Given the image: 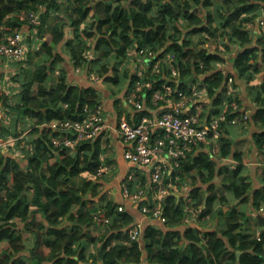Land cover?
Masks as SVG:
<instances>
[{
    "label": "trees",
    "instance_id": "16d2710c",
    "mask_svg": "<svg viewBox=\"0 0 264 264\" xmlns=\"http://www.w3.org/2000/svg\"><path fill=\"white\" fill-rule=\"evenodd\" d=\"M263 4L264 0H0V20L12 13L5 25L8 30L0 33V42L13 29L20 32L27 25L13 17L17 12L40 10L39 24L27 25L29 33L24 39L30 50V65L28 68L15 65L21 70L16 78L23 77L21 103L16 110L18 116L29 121L22 123L30 125L26 129L29 133L24 135L26 130L8 129L3 124L0 128L5 129L0 139L13 140L0 149V264L142 263L138 242L111 246L112 241L125 238L133 219L127 212H118L119 206L100 191L101 180L111 173L110 170L97 175L99 167L111 164L103 157L104 142L100 137L81 140L73 149L52 144L55 139L67 137L50 129V122L81 121L86 117L85 107L95 109L101 103V95L95 88L70 86L65 73L57 70L61 57L53 49L65 40L66 26L72 32L65 41L72 66L98 75L106 85L125 84L127 58L134 46L156 47L166 42L178 72L173 86L188 94L201 81L207 89L210 110L204 108L199 116L218 114L223 102L229 104L232 100L239 109L237 112L229 109L227 121L243 116L237 94L222 97L228 78H232L233 88L239 81L248 88L255 108L251 119L264 130V34L254 42L247 28L260 17ZM181 19L187 23L185 28H189L185 31L189 40L179 29ZM34 38L41 43L35 52ZM196 38L201 40L199 44L212 45V40L218 39L220 43L215 42L216 51L209 52L208 48L194 45ZM226 54L232 57L234 73L221 69ZM261 72L263 79L256 82ZM57 76L58 83L48 85L50 81L56 82ZM101 112L105 114L103 108ZM141 114L137 117L135 111H130L126 116L130 124L137 125ZM223 132L227 133V129ZM67 136L74 138L72 132ZM219 141L220 158L232 157L237 165L220 167L208 159L201 146H195L182 163L179 182H172L178 195L179 186L191 179L187 195L194 202L189 205L172 194L163 199L165 225L171 231L163 234L153 227L146 229L143 249L147 264H264V229L257 235L245 230L252 212L259 213L264 203V178L262 187L250 196L247 190L250 192L251 184L240 175L241 157L232 154L231 143L224 140L223 133ZM256 143L262 148L264 131L258 134ZM16 150L19 153L12 158ZM225 173L228 175L223 187L238 203L229 206L221 218L224 227L202 234L193 228L180 232L178 228L189 208L196 210L203 205L207 211L203 213L202 209L201 213L209 216L214 203L221 205L227 201L225 196L218 197L214 192L215 181ZM134 176L135 181L128 183L130 192L146 183L141 173L135 172ZM204 187L208 195L203 199L200 191ZM239 205L247 207L240 210ZM96 214H103L104 221L99 223L101 231L93 233ZM257 218L264 223V217ZM91 248L94 252H89Z\"/></svg>",
    "mask_w": 264,
    "mask_h": 264
},
{
    "label": "built area",
    "instance_id": "2783aa9c",
    "mask_svg": "<svg viewBox=\"0 0 264 264\" xmlns=\"http://www.w3.org/2000/svg\"><path fill=\"white\" fill-rule=\"evenodd\" d=\"M39 13L20 11L16 18L19 21L36 26L39 24ZM262 33H264V20L259 22ZM250 27V25H249ZM8 30V29H4ZM200 48H208L210 44H199ZM0 57L5 60L20 62L26 59V43L24 37L16 29L2 37L0 42ZM174 55H168L164 51V46L138 47L135 46V59L131 60L130 68L136 71L138 78L127 86L125 100L136 108L132 111L138 112L140 109L141 95L149 91L152 101L157 106L155 117L143 115L137 125H132L122 116L118 121L116 133L127 149L123 152L124 160L129 163L133 170L127 176V180L122 186V194L129 202L139 207V211L146 217L158 220L165 224L163 199L169 194H174L175 185L168 178L169 173L179 170L182 162L187 158L195 146L209 143H219L223 130L222 123L238 125L245 123L248 116H235L231 121H227L229 109L237 112L239 109L235 101L226 104L223 102L218 114H207L199 116V112L204 108L210 110L209 97L206 87L198 82L193 85L188 94L173 83H177L178 72L172 64ZM57 73V72H56ZM201 77V76H199ZM233 80L228 78L227 90L222 95L232 97ZM101 103L95 109L84 108L85 119L81 121L59 120L48 124L50 129L57 131L60 136H66L63 140H53L55 147L62 146L66 149H73L81 143V140L92 141L103 134L108 128ZM4 118V112L0 110V128ZM72 132L74 138H69L67 134ZM78 133V135L75 134ZM13 140L0 139V149L8 147ZM110 166H101L97 171L100 176L105 172H110ZM138 170L142 175H147L145 186L136 187L133 192L129 190V182L135 181V172ZM121 210V208H119ZM202 209H204L202 211ZM206 208L201 205L194 210L192 207L187 210L184 217V224L189 228L190 223L207 221ZM99 223L104 221L103 214L95 219ZM192 228V227H191ZM141 236L138 227L129 230L128 240L137 241Z\"/></svg>",
    "mask_w": 264,
    "mask_h": 264
},
{
    "label": "crops",
    "instance_id": "0c3cea01",
    "mask_svg": "<svg viewBox=\"0 0 264 264\" xmlns=\"http://www.w3.org/2000/svg\"><path fill=\"white\" fill-rule=\"evenodd\" d=\"M264 5V4H263ZM19 12H17L13 17L16 18V15ZM11 14H6L3 16V18L0 20V33H3L4 29H6V23L9 18L11 17ZM17 19V18H16ZM18 20V19H17ZM182 20L179 21V29L182 32V35L186 34L185 31L189 30V28H186L184 30L182 28ZM261 20H264V7L261 9L260 17L253 23L248 24L247 28L249 29L250 33L252 34L254 38V42L256 41L257 37H260L262 33L261 28L259 26V22ZM258 23V24H257ZM28 25V24H27ZM27 25H23V27L20 30V33L25 38L26 35L29 33V27ZM250 25V27H249ZM186 27V26H185ZM65 40L62 42V44H59L54 47L53 52L61 57V62L58 64L57 70H62L65 73L66 77V83L70 86H77L79 88H88L92 87L95 88L98 93H100V102L102 105V108L105 111V120L106 125L108 128L103 132L102 135H100V140L104 142V154L103 157L108 158L111 161L110 167H111V173L107 175V179L104 178L101 180L102 185L100 187V191L107 196V199L112 201L113 203L117 204L118 212H127L129 215L132 216L133 222L130 224V227L128 228L126 232V236L124 239H117L115 241H112L111 246H115L117 244H128L133 241L128 240V234L129 230L132 227H138L141 231V236L139 239L135 242H138L139 245L142 248V263L141 264H147L146 263V253L144 251V245L146 243V236L145 231L149 227H153L157 229L160 233L167 234L171 231V227L159 222L158 220L149 218L144 216L140 211L139 207L137 208L135 205L131 204L129 200L123 196L122 194V186L124 184L125 179H127L128 175L133 170L132 166L127 163L123 158V152L127 149V145L123 144L120 140L118 133H116V127L118 125V121L122 116H124L128 121L127 113L130 111L132 112L131 108L136 109L131 103L130 105L125 100V92L127 86L133 82L132 78V72L133 69L130 68L131 60L135 59V47L131 49V51L128 54V64H127V70H128V77L125 82V84H122L121 86H107L104 85L99 86V83H104V80L100 79L98 75L91 74L89 75L86 73L83 69L74 68L71 64V61L69 59V55L67 51L65 50V41L71 37L72 32L71 28L66 26L65 27ZM174 30L171 31L173 33ZM49 35V34H48ZM47 36V35H46ZM46 39V37H45ZM33 41L35 42L34 45H32V48H35V50L39 47L40 48V40L37 38H34ZM168 45V44H167ZM167 46L164 47V51L168 55H173L170 51H167ZM34 50V51H35ZM211 52L216 51V44L210 46ZM225 64L220 66L221 69H223L226 73H234L232 69V57L230 54L227 56H224ZM21 70L16 68L15 64L12 63L9 60H5L4 58L0 57V95L3 96V101L0 103V110L4 112V118H3V126H7L8 129H15L20 124L24 122H29L26 118H22L21 116H18L16 107L21 103L20 93L22 90V83H23V77L16 78V76L19 74ZM59 73V71H58ZM56 73V75L58 74ZM58 76L57 81H50L48 82V85H55L58 83ZM263 79V73H259L256 77V82H260ZM106 84V83H104ZM236 88H233V93L237 94L238 99L240 100V105H242V108L244 110V114L248 116L249 120L245 123H239L236 126H231L227 124L225 127V130L227 129V133L223 132V138L226 142L231 143V152L232 154H238L241 157V164L243 165V169L241 172V176L245 178V182L250 183V192L247 190V193L253 195L258 189L262 187V181L264 178V145L262 148H259L256 144V138L259 133L263 132L258 125H256L253 120L251 119V116L254 113V106L251 103V96L249 95L248 88L243 85L240 81L238 85H235ZM109 87L112 88V90L108 89ZM252 93V92H251ZM253 97V93H252ZM223 108V107H222ZM123 109V111H122ZM138 115L137 117H140L142 115H146L149 117H155L157 114V106L153 104L152 101V95L149 91L144 92L141 95L140 98V109L138 112H136ZM6 115V116H5ZM224 130V131H225ZM5 129L0 131V134H4ZM29 130H26L24 132V135L28 134ZM2 139H4L2 137ZM8 139V138H6ZM200 147V149L204 150L205 153L208 155V159L216 163L218 166L222 167L225 165H237V163L234 161L232 157L222 159L220 158V151H221V144L219 143H209L206 145H198L196 147ZM19 151L16 150L12 156V158L17 157L16 154H18ZM186 161V160H185ZM183 161L182 163H184ZM182 167V164H181ZM181 167L179 170H174L171 173H169L168 177L172 182L178 181V174L181 173ZM134 172H139L138 170H134ZM228 174H222L220 175L217 180L215 181V188L214 192L217 194L218 197L225 196L226 202L222 203L221 205H218L219 203H214V206L211 210L210 215L208 216L207 221H196L193 223H190L189 228H193L194 231L202 234L205 231H210L213 229H220L224 227V223L222 224V219L225 217V213L228 210L229 206H236L238 203L236 198L231 194L230 191L225 189L224 182L226 181ZM147 181V175H143ZM192 181L191 179H187L186 182L189 183ZM133 182V180H132ZM186 183V184H187ZM182 183L181 186H179L178 189V196L182 198L187 204H193L194 201H192L191 197H189L187 194L190 190L189 185ZM146 185V183H145ZM206 190V191H205ZM208 195L207 189L205 187L200 191V196L204 199ZM96 198L95 200H97ZM218 201V200H217ZM245 206V205H244ZM244 206H238V208L241 210L244 208ZM247 207V206H245ZM121 208V210L119 209ZM219 213L222 214L219 215ZM248 218L250 216L249 213ZM250 216V219H248V224L245 227L246 233H253L257 235V233L264 229V223L262 224L257 216L260 215L261 217H264V203L259 209V213L252 212ZM222 218V219H221ZM188 228L187 225L184 224V221L181 225V227L178 228L180 232H184L185 229ZM101 231V228H99V232ZM102 233V232H101ZM200 246L203 245V241L199 243ZM95 249L91 248L89 252H94ZM226 260V257H225ZM97 264H102L101 261H97Z\"/></svg>",
    "mask_w": 264,
    "mask_h": 264
},
{
    "label": "rangeland",
    "instance_id": "374dc122",
    "mask_svg": "<svg viewBox=\"0 0 264 264\" xmlns=\"http://www.w3.org/2000/svg\"><path fill=\"white\" fill-rule=\"evenodd\" d=\"M182 28L184 29V30H186V28H185V25L187 24L184 20H182ZM184 38H185V40H189V38H190V35H188V34H184ZM199 41H201L199 38H196L195 39V41H194V45H197V44H199ZM215 42H218V43H220L219 42V39L218 40H212V44L213 45H215ZM193 47H195V46H193ZM198 48H199V46H198ZM35 50V48H32V51L33 52H35L34 51ZM31 53V52H30ZM29 54V53H28ZM228 54H226V56H227ZM34 56V55H33ZM15 63V62H14ZM15 65H17L18 67H20V68H28L29 67V55L27 56V58L24 60V61H21V62H18V63H15ZM223 66V65H222ZM101 85H104L105 87H107L108 85H106V84H104V83H102V82H100L99 83V86H101ZM108 89H110V90H112V88L111 87H109ZM6 116V115H5ZM3 122V121H2ZM4 125V124H3ZM28 127H30V125H28V124H26V125H23V124H20L19 126H18V128L16 129V131H25L26 129H28ZM97 215L98 214H96L94 217H93V221H94V224L92 225V228H91V231L93 232V233H95L94 231H97V232H99V222L98 221H96L95 219L97 218ZM100 228H101V226H100Z\"/></svg>",
    "mask_w": 264,
    "mask_h": 264
},
{
    "label": "clouds",
    "instance_id": "9594fccd",
    "mask_svg": "<svg viewBox=\"0 0 264 264\" xmlns=\"http://www.w3.org/2000/svg\"><path fill=\"white\" fill-rule=\"evenodd\" d=\"M28 25H29V24H28ZM30 26H31V25H30ZM24 39H25V38H24ZM167 44H168V43L165 42L163 45H161V47H162V46L165 47V46H167ZM159 46H160V45H158V46H156V47H159ZM134 47H135V46H134ZM143 47H145V46H143ZM146 47H147V46H146ZM156 47H153V48H156ZM29 51H30V50H29ZM29 51H28V48H27V45H26V58H27V56H28V52H29ZM23 61H24V60H23ZM11 62L14 63V61H11ZM20 62H21V61H20ZM56 72L58 73V71H56ZM132 78H133V79L138 78L136 71H133V72H132ZM131 83H134V82L131 81ZM131 83H130V84H131ZM121 189H122V188H121Z\"/></svg>",
    "mask_w": 264,
    "mask_h": 264
},
{
    "label": "water",
    "instance_id": "95a60500",
    "mask_svg": "<svg viewBox=\"0 0 264 264\" xmlns=\"http://www.w3.org/2000/svg\"><path fill=\"white\" fill-rule=\"evenodd\" d=\"M172 195H173L175 198H177V199H178V197H179V196H178L177 194H175V193L172 194ZM239 254H240V252H237V256H239Z\"/></svg>",
    "mask_w": 264,
    "mask_h": 264
}]
</instances>
